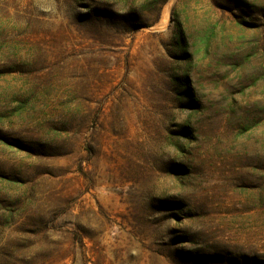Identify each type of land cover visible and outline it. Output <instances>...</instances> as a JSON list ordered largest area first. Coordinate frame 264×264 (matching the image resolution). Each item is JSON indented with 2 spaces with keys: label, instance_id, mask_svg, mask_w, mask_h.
Instances as JSON below:
<instances>
[{
  "label": "rangeland",
  "instance_id": "obj_1",
  "mask_svg": "<svg viewBox=\"0 0 264 264\" xmlns=\"http://www.w3.org/2000/svg\"><path fill=\"white\" fill-rule=\"evenodd\" d=\"M0 264H264V0H0Z\"/></svg>",
  "mask_w": 264,
  "mask_h": 264
}]
</instances>
